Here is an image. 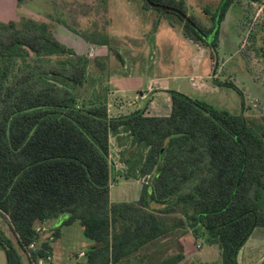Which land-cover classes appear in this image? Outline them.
Here are the masks:
<instances>
[{
    "label": "trees",
    "instance_id": "obj_1",
    "mask_svg": "<svg viewBox=\"0 0 264 264\" xmlns=\"http://www.w3.org/2000/svg\"><path fill=\"white\" fill-rule=\"evenodd\" d=\"M144 1L176 17L187 38L215 52L233 3L223 0L208 27L189 14L186 0ZM96 2L102 7L107 0ZM88 33V43L109 45L105 27L94 25ZM94 61L63 44L46 23L0 20V248L6 264L52 254L37 228L53 224L59 239L75 222L92 242L77 264L150 258V245L185 228L218 245L221 264H239L254 230L264 228V127L178 91L169 92L168 116L147 115V107L112 115L107 102L81 101L75 93L88 82ZM214 83L234 89L244 103L235 84ZM123 136L138 154L136 160L132 153L135 161L122 158L124 177L152 181L137 201L115 203L111 139ZM179 210L183 217L172 219ZM183 259L178 253L155 264Z\"/></svg>",
    "mask_w": 264,
    "mask_h": 264
},
{
    "label": "rangeland",
    "instance_id": "obj_2",
    "mask_svg": "<svg viewBox=\"0 0 264 264\" xmlns=\"http://www.w3.org/2000/svg\"><path fill=\"white\" fill-rule=\"evenodd\" d=\"M222 1L186 0V3L189 14L209 27L211 16L218 14ZM0 20L18 25L26 20L46 23L63 44L95 60L88 71V82L75 88V93L81 101L111 104L112 115L144 108L150 95L140 100L137 99L140 93L167 87L216 109L243 114L248 122L264 127V0H233L221 25L216 52L187 38L183 23L174 16L146 8L144 0H107L102 7L96 0H0ZM94 25L99 29L105 27L108 46L93 45L84 39ZM207 39L211 43L214 33ZM212 77L235 84L243 94L244 103L234 89L218 86ZM170 97V93L162 92L152 108L160 106L164 110ZM114 105L118 106V112H114ZM132 153L136 158L138 154L125 136L121 140L112 138L111 199L115 203L135 200L132 187L135 181H140L141 187L152 181L149 177H124L126 165L122 158H131ZM177 217H183L180 210L171 216ZM4 229L16 243L6 225ZM44 233L46 238L53 234L50 229ZM263 233L264 228H259L254 237ZM51 245L59 264H77L85 262L86 257L80 253L87 251L92 242L75 222L64 226L61 238ZM206 245L209 244L203 238L194 237L190 228L178 229L150 245L145 251L150 258L141 255L140 264H155L159 259L184 251L185 255L190 251L186 255L189 258L179 264H203L200 257L205 254ZM213 258L211 264H221V255L218 260ZM0 264H6L1 248Z\"/></svg>",
    "mask_w": 264,
    "mask_h": 264
},
{
    "label": "crops",
    "instance_id": "obj_3",
    "mask_svg": "<svg viewBox=\"0 0 264 264\" xmlns=\"http://www.w3.org/2000/svg\"><path fill=\"white\" fill-rule=\"evenodd\" d=\"M225 21H226V19H225ZM213 82H214V80H213ZM162 92H165L167 94V93L170 92V90H168L167 87H163V88H159V89L150 88V89H148V92L147 93H140L139 94V97L137 99H140V100L143 99L141 96H145L147 98V96L150 95L149 102H147V106H145V107H147L146 108V114L147 115H150V116H168V115H170V113H171V97H170L169 103H167V108H164V110H162L160 108V106L159 107L156 106V108H154V107L152 108V103L155 101V98L157 96H159V95H162ZM108 106L110 107L111 104H108ZM115 107H116V109L114 108V112L115 111L118 112V110H119L118 109V106H115ZM109 110H110V108H109ZM110 112H111V110H110ZM151 113H156V114H153L152 115ZM113 115H115V113ZM138 183H140V181L137 180L132 185V187L135 188V196H134L135 197L134 198L135 200L134 201H137L140 198V193H141L142 187ZM111 201H112V199H111ZM46 227L48 229H52L55 226L52 224V225H47ZM258 229L259 228H256L254 230L253 234L251 235V237L249 238V240L247 241V243L241 249V251L239 253V256H238L239 264H261L264 261V233L263 234H260L259 236L254 237L255 231L258 230ZM61 235H62V229H61ZM56 240H58V239L55 238V240L53 242H55ZM50 246L52 247L51 243H50ZM206 246H208V248H207L205 254L203 255V258L200 257V261L203 264H211V263H213V261H212L214 259L213 257H215L218 260V256L221 255L220 249H219L218 245H216V244H209V245H206ZM52 251H53V248H52ZM189 252L187 251V254ZM183 255H184V258L185 259H188L189 258V256L187 258V256L185 255V251H184V254ZM24 261H25V264H28V262H27V260H26L25 257H24ZM55 262L57 264H59L56 261V259H55Z\"/></svg>",
    "mask_w": 264,
    "mask_h": 264
},
{
    "label": "built area",
    "instance_id": "obj_4",
    "mask_svg": "<svg viewBox=\"0 0 264 264\" xmlns=\"http://www.w3.org/2000/svg\"><path fill=\"white\" fill-rule=\"evenodd\" d=\"M141 97L142 98H146L145 96H141ZM111 148H112V139H111ZM110 158H111V161L113 163L112 154L111 153H110ZM113 166H114V163H113ZM47 230H48V228L46 226H42V227H38L37 228V231L38 232H42V233H44ZM47 239H48L47 241H48L49 244L52 243L55 240L54 234H51ZM30 249L31 250H35L36 249V243L35 242L30 245ZM80 256H86V252L85 251L81 252ZM32 264H57V263L55 262L54 253H52V254H49L46 257L37 258Z\"/></svg>",
    "mask_w": 264,
    "mask_h": 264
},
{
    "label": "water",
    "instance_id": "obj_5",
    "mask_svg": "<svg viewBox=\"0 0 264 264\" xmlns=\"http://www.w3.org/2000/svg\"><path fill=\"white\" fill-rule=\"evenodd\" d=\"M125 264H140L139 258L132 259L130 262L125 263Z\"/></svg>",
    "mask_w": 264,
    "mask_h": 264
}]
</instances>
